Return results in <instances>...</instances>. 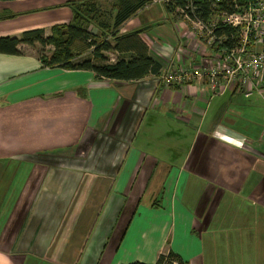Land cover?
I'll use <instances>...</instances> for the list:
<instances>
[{
	"label": "crops",
	"instance_id": "0c3cea01",
	"mask_svg": "<svg viewBox=\"0 0 264 264\" xmlns=\"http://www.w3.org/2000/svg\"><path fill=\"white\" fill-rule=\"evenodd\" d=\"M74 1L0 0V37L49 35ZM148 6L119 31L161 64L139 80L45 66L38 43L0 52V264H264V97L158 81L200 58Z\"/></svg>",
	"mask_w": 264,
	"mask_h": 264
},
{
	"label": "trees",
	"instance_id": "16d2710c",
	"mask_svg": "<svg viewBox=\"0 0 264 264\" xmlns=\"http://www.w3.org/2000/svg\"><path fill=\"white\" fill-rule=\"evenodd\" d=\"M241 1V0H239ZM208 2L195 0L203 19L208 15ZM148 0H81L71 2L73 17L66 24L52 26L51 33L45 35L42 29L22 32L19 38L0 37V52L19 53V44L41 47L39 58L43 65L69 70H91L96 75L114 80H139L148 74L159 73L161 64L148 53V46L140 37L141 29L120 33L122 24L133 17L139 9L148 4ZM177 0L175 6L181 4ZM107 4L112 14L110 21L106 14ZM196 6V7H197ZM166 12H173L171 4L164 6ZM198 9V11H199ZM95 29V31L92 30ZM227 37L231 29H219ZM51 46L52 50L43 49ZM88 51L92 58L83 57ZM106 51L130 54L129 58H118L110 62L104 55ZM128 264H145L132 262ZM151 264H186L177 254L169 250L159 254Z\"/></svg>",
	"mask_w": 264,
	"mask_h": 264
},
{
	"label": "built area",
	"instance_id": "2783aa9c",
	"mask_svg": "<svg viewBox=\"0 0 264 264\" xmlns=\"http://www.w3.org/2000/svg\"><path fill=\"white\" fill-rule=\"evenodd\" d=\"M181 1L175 6L177 0H148L147 5L175 8L171 13L186 22L191 50L200 59L198 65L181 68L169 62L157 80L173 84L206 77L213 94L236 87L246 97H264V0H206L205 19L195 0ZM226 26L231 29L228 37L219 31Z\"/></svg>",
	"mask_w": 264,
	"mask_h": 264
},
{
	"label": "rangeland",
	"instance_id": "374dc122",
	"mask_svg": "<svg viewBox=\"0 0 264 264\" xmlns=\"http://www.w3.org/2000/svg\"><path fill=\"white\" fill-rule=\"evenodd\" d=\"M148 8L149 9H147V11L148 12H152V14L154 13V12H157V13H160V14H164L163 12V10H164V8L161 6V5H159V4H156V3H151V4H149V6H148ZM106 14H107V16H108V20L110 21L111 19H110V15L112 14V12H111V8H110V5L109 4H107V8H106ZM174 15V14H173ZM175 16V15H174ZM164 22V20L162 21V23ZM92 30L93 31H95V29H93L92 28ZM151 33V32H150ZM40 49H41V47L39 46V51H40ZM46 47L43 49L45 52H47L46 51ZM47 50H49V49H47ZM104 55L107 57V59L110 61V60H112V59H117V57L115 56V53L113 52V51H106V52H104ZM83 57H85V58H92V52L91 51H88L86 54H84L83 55Z\"/></svg>",
	"mask_w": 264,
	"mask_h": 264
}]
</instances>
